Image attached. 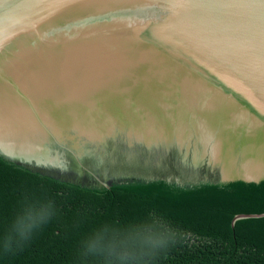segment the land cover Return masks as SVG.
I'll list each match as a JSON object with an SVG mask.
<instances>
[{
  "label": "water",
  "instance_id": "water-1",
  "mask_svg": "<svg viewBox=\"0 0 264 264\" xmlns=\"http://www.w3.org/2000/svg\"><path fill=\"white\" fill-rule=\"evenodd\" d=\"M0 155L264 244V0H0Z\"/></svg>",
  "mask_w": 264,
  "mask_h": 264
},
{
  "label": "trees",
  "instance_id": "trees-1",
  "mask_svg": "<svg viewBox=\"0 0 264 264\" xmlns=\"http://www.w3.org/2000/svg\"><path fill=\"white\" fill-rule=\"evenodd\" d=\"M0 264H264V244H234L145 188L66 181L0 155Z\"/></svg>",
  "mask_w": 264,
  "mask_h": 264
},
{
  "label": "rangeland",
  "instance_id": "rangeland-1",
  "mask_svg": "<svg viewBox=\"0 0 264 264\" xmlns=\"http://www.w3.org/2000/svg\"><path fill=\"white\" fill-rule=\"evenodd\" d=\"M90 182H91V183H94V181H93V182H92V181H89V182L86 181V183H90Z\"/></svg>",
  "mask_w": 264,
  "mask_h": 264
},
{
  "label": "flooded vegetation",
  "instance_id": "flooded-vegetation-1",
  "mask_svg": "<svg viewBox=\"0 0 264 264\" xmlns=\"http://www.w3.org/2000/svg\"><path fill=\"white\" fill-rule=\"evenodd\" d=\"M88 180H90V181H94V180H92V179H87V181H88Z\"/></svg>",
  "mask_w": 264,
  "mask_h": 264
}]
</instances>
